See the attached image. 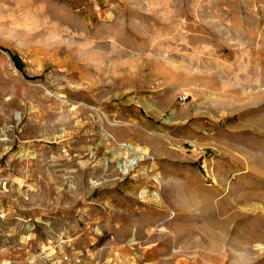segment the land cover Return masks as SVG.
<instances>
[{"label": "rangeland", "instance_id": "rangeland-1", "mask_svg": "<svg viewBox=\"0 0 264 264\" xmlns=\"http://www.w3.org/2000/svg\"><path fill=\"white\" fill-rule=\"evenodd\" d=\"M0 264H264V0H0Z\"/></svg>", "mask_w": 264, "mask_h": 264}, {"label": "built area", "instance_id": "built-area-1", "mask_svg": "<svg viewBox=\"0 0 264 264\" xmlns=\"http://www.w3.org/2000/svg\"><path fill=\"white\" fill-rule=\"evenodd\" d=\"M179 102L181 106H185L187 104V97L185 96H180L179 97Z\"/></svg>", "mask_w": 264, "mask_h": 264}, {"label": "trees", "instance_id": "trees-1", "mask_svg": "<svg viewBox=\"0 0 264 264\" xmlns=\"http://www.w3.org/2000/svg\"><path fill=\"white\" fill-rule=\"evenodd\" d=\"M14 62L18 66V68H21L20 62H19V60L16 57H14Z\"/></svg>", "mask_w": 264, "mask_h": 264}]
</instances>
